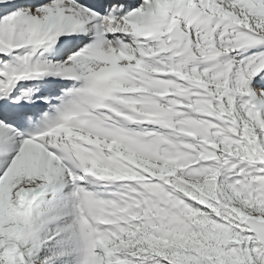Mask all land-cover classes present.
I'll return each instance as SVG.
<instances>
[{
    "label": "snow or ice",
    "instance_id": "6c2138e0",
    "mask_svg": "<svg viewBox=\"0 0 264 264\" xmlns=\"http://www.w3.org/2000/svg\"><path fill=\"white\" fill-rule=\"evenodd\" d=\"M0 264H264V0H0Z\"/></svg>",
    "mask_w": 264,
    "mask_h": 264
}]
</instances>
